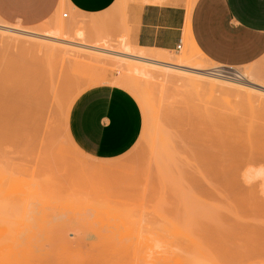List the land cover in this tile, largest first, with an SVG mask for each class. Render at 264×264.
<instances>
[{
    "label": "rangeland",
    "instance_id": "obj_1",
    "mask_svg": "<svg viewBox=\"0 0 264 264\" xmlns=\"http://www.w3.org/2000/svg\"><path fill=\"white\" fill-rule=\"evenodd\" d=\"M138 2L0 23V264H264V58L163 77L128 61L141 53ZM60 25L67 42L39 36ZM189 39L165 52L181 60ZM208 71L230 77L224 91L188 82ZM104 85L142 114L135 146L111 160L87 156L69 128L76 101Z\"/></svg>",
    "mask_w": 264,
    "mask_h": 264
},
{
    "label": "crops",
    "instance_id": "obj_2",
    "mask_svg": "<svg viewBox=\"0 0 264 264\" xmlns=\"http://www.w3.org/2000/svg\"><path fill=\"white\" fill-rule=\"evenodd\" d=\"M129 7L131 42L139 50L177 51L187 40V6L194 0H139ZM119 0H0V23L53 17L64 5L74 16H99ZM190 37L212 63L247 67L264 58V0H195ZM71 136L87 155L111 160L137 143L142 114L126 92L104 85L84 93L69 120Z\"/></svg>",
    "mask_w": 264,
    "mask_h": 264
},
{
    "label": "bare ground",
    "instance_id": "obj_3",
    "mask_svg": "<svg viewBox=\"0 0 264 264\" xmlns=\"http://www.w3.org/2000/svg\"><path fill=\"white\" fill-rule=\"evenodd\" d=\"M193 9V8H192ZM187 19H188V27H187V30H186V33H187V38L189 39V35H190V20H191V14H192V10L189 8L188 9V11H187ZM68 15V14H67ZM61 21V20H60ZM62 24V23H61ZM66 26V25H65ZM94 28V27H93ZM65 27L63 26V25H60V32H58L59 34H58V38H55V37H48V36H42V35H39L42 39L44 38L45 40L47 39H49L50 41H65L64 40V36L66 35V34H68L69 32H65ZM26 34L28 33V34H30V35H37V34H35V33H30V32H25ZM23 34H24V32H23ZM22 34V35H23ZM190 40V39H189ZM189 40H188V42H189ZM192 41V40H191ZM65 42H67V41H65ZM190 43V42H189ZM193 43V44H192ZM192 45H190V48L188 47V45L186 46L187 48H186V54H188L187 56H186V54L184 55V57L180 60V59H176L175 57H173L171 54H169L168 52H165V51H161V50H139V49H137V51H139V52H141L140 53V55H134V53L132 54V53H130V52H134L133 50H129V52H128V54H131V55H128V56H130L131 58H129L128 59V61L129 60H131V61H134V62H139V63H143L144 65L146 64V66H148V65H150V66H152V68H153V66L156 68V67H160V68H162V69H164V71L162 70L160 73H161V76H163V77H166V78H178V79H180V80H182V79H184V77H182V76H177V77H175V76H173V74H171V72L172 71H181V72H185V73H188V74H194V72H198V71H200V73L202 72V74H203V71L205 70L206 71V69L208 68V66L205 64L206 62H204V60L206 59V61H207V58H205V56L200 52V50L198 49V47H197V45L195 44V42L194 41H192ZM91 48V47H90ZM92 48H94V47H92ZM97 47H95V49H96ZM127 48V47H126ZM182 49V48H181ZM190 49H193V50H195V52L193 51V50H191V52L192 53H190L189 51H190ZM112 52V51H111ZM120 58V57H119ZM142 60H145V61H147V62H143ZM192 61H195V64H193L192 66H188V65H186V64H189V62H192ZM197 61V62H196ZM176 62H178V63H176ZM207 62H209V61H207ZM148 64V65H147ZM211 65V64H210ZM145 67V66H144ZM210 67V66H209ZM146 68H148V67H146ZM176 68H186V69H188V71H184V70H178V69H176ZM143 70H145L144 68L142 69V70H139L138 72V74L137 75H139V76H142V77H145V78H150L151 76H153V73L151 72V71H149V70H147L146 69V71H143ZM203 70V71H202ZM209 70H211V69H209ZM143 71V72H142ZM149 72V73H148ZM208 72H210V71H208ZM134 73H136V72H134ZM198 74V73H197ZM201 74V75H202ZM209 76H206L210 81L209 82H201V80H198V79H195V78H189L188 79V82H190V83H194L195 84V89H198V90H200V91H202V90H205V88H207V89H211V92L213 91L214 92V94H215V91L217 90V89H219V90H217V92H221L222 90H223V88L225 89V87H224V85L223 84H220V82H225V80H223V79H228V80H230V77H225V76H223V75H220V74H217V73H215V72H210V73H207ZM235 74V73H234ZM136 75V76H137ZM177 75V74H176ZM206 75V74H205ZM204 75V76H205ZM192 76H194V75H192ZM195 76H197L196 74H195ZM201 77V76H200ZM205 77V78H206ZM238 77H239V75H238ZM241 77H242V75H241ZM197 78V77H196ZM221 78H223V79H221ZM234 78V77H233ZM235 79H236V77H235ZM235 79H234V83H235ZM212 80V81H211ZM233 79H231V81H232ZM237 80H240V79H237ZM246 81V80H245ZM244 81V82H245ZM217 82H219V83H217ZM227 82V81H226ZM239 82V81H238ZM229 83V82H228ZM234 83H232V84H234ZM237 83V82H236ZM243 83V82H242ZM248 83V85L250 84V82H247ZM230 84H231V82H230ZM235 85V84H234ZM241 86V85H240ZM261 87V86H260ZM248 88H250L249 86H248ZM252 88V87H251ZM263 88V87H262ZM209 89V90H210ZM220 89H222V90H220ZM254 90V89H253ZM224 91V90H223ZM216 92V93H217ZM249 93V92H248ZM264 93V92H263ZM213 95V94H212ZM263 182H264V180H263ZM191 262V261H190ZM190 262H188V263H190Z\"/></svg>",
    "mask_w": 264,
    "mask_h": 264
},
{
    "label": "built area",
    "instance_id": "obj_4",
    "mask_svg": "<svg viewBox=\"0 0 264 264\" xmlns=\"http://www.w3.org/2000/svg\"><path fill=\"white\" fill-rule=\"evenodd\" d=\"M67 17H68V15H67V13H65V14H64V18H67ZM182 46H183L182 44H181L180 46H178V50H179V51L181 50Z\"/></svg>",
    "mask_w": 264,
    "mask_h": 264
}]
</instances>
